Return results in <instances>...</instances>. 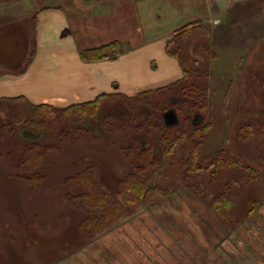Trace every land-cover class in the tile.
<instances>
[{
  "label": "rangeland",
  "instance_id": "obj_1",
  "mask_svg": "<svg viewBox=\"0 0 264 264\" xmlns=\"http://www.w3.org/2000/svg\"><path fill=\"white\" fill-rule=\"evenodd\" d=\"M59 2L0 0V36L12 29L11 43L4 45V51L17 54L11 60L0 58V74L23 70L34 49L35 10ZM81 3L61 2L67 7ZM221 21L219 27L208 23L211 34L199 30L185 41V48L198 61V68L213 73L208 80H193L213 89L208 113L213 126L201 160L206 162L226 148L260 173L259 178L233 186L230 220L219 219L210 202L227 191V184L242 170L222 169L214 181L202 174L200 182L209 192L205 199L199 198L184 183L181 161L189 152L186 140H181L175 157H161L157 173L148 170V177L175 191L171 199L153 209H129L103 230L83 231L80 223L87 211L67 198L85 188L79 183L66 184V180L91 165L100 183L118 189L119 181L133 170L138 153L133 150L131 157H125L122 147L135 148L136 141L146 145L152 137L162 155L158 134L146 133L148 116L153 113L166 124L183 121L185 115L174 106L183 100L180 93L154 95L148 105L106 101L96 118L68 123L70 133L62 143L57 135L62 127L50 131L25 122L29 107L23 101L0 102V264H264V141L238 139L241 126L252 123L258 127L264 121V36L240 54L232 45L234 28L226 22V14ZM263 26L258 24L257 33L264 34ZM216 32L225 36L218 43H214ZM205 45L218 57L204 51ZM5 53L0 55L5 57ZM3 124H12L15 130L3 132ZM136 124H142V129L136 130ZM79 128L81 140L76 139ZM33 142L58 144V148L36 168L43 179L28 190L16 174L23 146ZM254 201L260 208L250 216Z\"/></svg>",
  "mask_w": 264,
  "mask_h": 264
},
{
  "label": "crops",
  "instance_id": "obj_2",
  "mask_svg": "<svg viewBox=\"0 0 264 264\" xmlns=\"http://www.w3.org/2000/svg\"><path fill=\"white\" fill-rule=\"evenodd\" d=\"M59 1L34 9V49L22 71L0 74V99L66 108L162 89L184 75L168 41L189 23L219 27L225 14L240 54L264 36L257 33L258 24L264 25V0H82L74 7ZM217 33L214 43L225 38ZM112 42L125 46L118 58L82 59L83 51ZM111 100L122 98L103 103Z\"/></svg>",
  "mask_w": 264,
  "mask_h": 264
},
{
  "label": "trees",
  "instance_id": "obj_3",
  "mask_svg": "<svg viewBox=\"0 0 264 264\" xmlns=\"http://www.w3.org/2000/svg\"><path fill=\"white\" fill-rule=\"evenodd\" d=\"M211 30L207 25H202L200 22L189 23L180 28L174 36L168 41V53L176 57L183 69V78L169 86L158 89L153 92H145L135 97H126L124 95H107L99 97L97 100L76 104L66 108H57L51 105H33L25 98L0 99V102L17 103L23 101L29 107V114L25 122H30L42 129L58 131L59 142H64L70 133L69 124L82 118H96L100 114L101 106L105 99H112L116 96L131 105H148L154 95H168L172 93H180L183 100L178 105L175 103L176 111L185 115L183 121L173 125H167L162 118H155L151 113L146 128L149 130L146 133H157L159 146L162 147V155L158 154L156 147L154 148V139L150 137L146 145L136 141L135 148L122 147L125 157H131L133 150H136L137 162L133 163V170L126 174L124 179L119 181L118 189L114 190L110 186L100 183L97 178L94 165L82 170L77 175L69 177L66 184L79 183L85 191L78 194H68L70 203L74 206L81 207L87 211V216L84 218L80 226L83 231H100L106 228L110 223L122 218L129 209L135 208H151L168 201L175 194L174 190L159 184L157 179L148 177L149 169H154L157 173L162 163L161 157H175L181 140H186L189 152L182 159L181 166L183 168L184 183L187 189L197 195L201 199H205L209 192V188L204 187L200 178L201 175L207 173L210 180L214 181L220 176L222 169H238L242 170L241 175L231 180L227 184V191L220 192L215 195L210 207L219 219L230 220V212L234 204L233 186L242 184L248 178L256 179L260 177V173L253 167L242 163L228 149L219 150L208 161L201 160V155L204 147V142L208 137L213 123L211 122L208 113L210 102L213 96V89L207 84L200 82L196 83L193 80L210 79L212 72L203 71L198 68V61L190 55L185 48V41L192 38L200 30ZM204 51L217 58L216 53H212L210 47L205 45ZM125 51V46L120 42H112L105 46L85 50L82 54V59L87 62L100 61L107 59H116ZM205 86V87H204ZM147 117V116H146ZM199 118H201L200 121ZM135 120H137L135 118ZM142 124H136L134 128L142 129ZM3 132H13L15 127L12 124H3ZM57 129V130H58ZM142 132V131H141ZM76 139H82V132ZM259 138L264 141V121L257 127L255 124L247 123L241 126L238 130V139L247 142L252 138ZM158 145V144H157ZM58 144L41 145L39 143H27L23 146L21 157L18 159L16 178L28 190L35 189L43 179V176L36 171V168L43 161L47 154L55 151ZM244 172H247L246 174ZM231 185V186H230ZM260 208V203L254 201L249 208L248 215Z\"/></svg>",
  "mask_w": 264,
  "mask_h": 264
},
{
  "label": "bare ground",
  "instance_id": "obj_4",
  "mask_svg": "<svg viewBox=\"0 0 264 264\" xmlns=\"http://www.w3.org/2000/svg\"><path fill=\"white\" fill-rule=\"evenodd\" d=\"M11 31H12V29H9V30L3 32L0 36V52H2L3 54L6 52V51H4V48H6L4 45L5 44L9 45V42L11 43V38L9 36V34H11L10 33ZM5 54H7L5 57H3V55H0V58H2V59L8 58V60H11V59H14L17 57L16 52H6Z\"/></svg>",
  "mask_w": 264,
  "mask_h": 264
},
{
  "label": "water",
  "instance_id": "obj_5",
  "mask_svg": "<svg viewBox=\"0 0 264 264\" xmlns=\"http://www.w3.org/2000/svg\"><path fill=\"white\" fill-rule=\"evenodd\" d=\"M168 125H173V123L172 124H170V123H167Z\"/></svg>",
  "mask_w": 264,
  "mask_h": 264
}]
</instances>
